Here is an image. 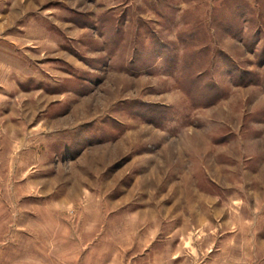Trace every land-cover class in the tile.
<instances>
[{"label": "rangeland", "instance_id": "rangeland-1", "mask_svg": "<svg viewBox=\"0 0 264 264\" xmlns=\"http://www.w3.org/2000/svg\"><path fill=\"white\" fill-rule=\"evenodd\" d=\"M0 264H264V0H0Z\"/></svg>", "mask_w": 264, "mask_h": 264}]
</instances>
